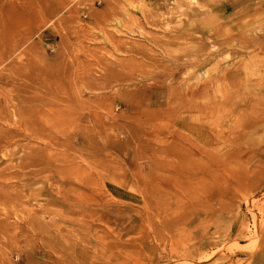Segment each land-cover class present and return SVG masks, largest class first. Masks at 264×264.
<instances>
[{
    "label": "rangeland",
    "instance_id": "1",
    "mask_svg": "<svg viewBox=\"0 0 264 264\" xmlns=\"http://www.w3.org/2000/svg\"><path fill=\"white\" fill-rule=\"evenodd\" d=\"M255 1L0 0V91L22 83L46 92V99L29 103L39 113L54 104L59 88L54 80L63 78L64 90L79 92L86 113L108 119L113 105L114 118L125 120L118 126L101 125L90 115L86 126L87 161L83 167L88 189L96 194L87 206L86 221L79 219L77 225L87 224L84 232L92 243L104 242L106 256L94 264H264V257L259 259L264 241L260 235L264 231V152L251 148L264 142V36L256 44L264 31V0L257 10ZM196 2L209 7L196 10ZM249 3L252 5L246 9ZM228 18L234 22L230 30L226 29ZM220 22L223 34L216 37L214 29ZM172 34L182 37L173 41ZM110 38L129 42L143 54L115 51ZM213 47L218 51L207 66L212 68L215 63L236 70L237 80L228 83L235 93L248 89L249 81L260 80L263 86L256 96L263 100L262 108L252 113L260 117L259 124L254 123L240 141V151L247 146V153L241 152L242 162L233 159L239 165L215 182L210 181L211 172L216 164L230 159L232 147L202 157L188 151L189 145L180 139L154 140L139 132L156 123L179 128L182 123L197 121L196 97L177 95L169 108L165 104L147 105L141 90L153 82L172 85L177 91L183 89V83L195 84L201 78L198 63L210 58ZM120 59L129 63L116 66L114 75H121L119 81H110L105 88L85 89L88 80L104 74L106 63ZM176 64L179 68L171 77L170 70ZM41 78L49 80L51 86L42 88ZM218 83L220 89L226 87L224 82ZM211 95L205 99L214 100ZM127 97L133 98V111L119 105ZM38 121L49 127L39 117ZM128 123L133 125V139L125 144L122 140ZM54 129L52 133L57 134ZM65 130L75 132L77 127L74 124ZM112 134L117 135L118 148L110 145ZM79 145L76 142L72 150L59 146L55 150L69 153L77 163ZM252 175L262 178L240 183ZM165 180L185 203L180 213L186 222L178 229L163 222L164 207L158 204L152 210L144 204L153 184ZM57 181L53 176L31 187L55 189ZM45 197L40 196L35 205H46ZM209 200L215 209L209 217L192 207ZM32 204L33 200L25 207ZM57 210L31 225L9 218L11 226L20 225L25 230L14 238L0 233V264H68L69 243L80 232L71 231L66 207ZM224 233L227 237H222Z\"/></svg>",
    "mask_w": 264,
    "mask_h": 264
},
{
    "label": "bare ground",
    "instance_id": "2",
    "mask_svg": "<svg viewBox=\"0 0 264 264\" xmlns=\"http://www.w3.org/2000/svg\"><path fill=\"white\" fill-rule=\"evenodd\" d=\"M254 3L257 5L255 8L257 10L262 5L263 0H256ZM250 5L252 4L249 3L246 9ZM193 7L196 10H202L207 9L209 6L203 2H196ZM222 11H225V9ZM180 23H182V20H179ZM226 23L227 30L233 28V19L228 18ZM223 30L222 22L218 23L214 29L216 37L221 36ZM261 30L262 28H260ZM263 33L264 31L259 33L256 44L261 42L264 36ZM181 37L182 34H172L170 40H178ZM110 40L115 51L143 54L140 48L129 42H122L119 38H110ZM148 40L157 44L152 38H148ZM213 48L214 51L209 52L210 58H203L198 63L201 78L195 84L183 83V89L177 91L172 85L163 87L164 83L153 82L141 90V92L144 91L147 105L165 104L169 108L172 99L177 95L189 98L196 97L198 100L195 107L197 121L195 123H182L179 125L180 129L164 126L163 123H156L153 127L139 131L141 134L144 132L150 134L154 140H166L169 137L171 140L180 139L185 141L189 145L188 151L196 152L202 157H209L213 152L222 148L232 147L233 151L230 159L216 164L212 170L211 182L217 181L218 176L229 174L230 170L239 165L233 159L243 161L241 152L243 151V154L246 155L248 147L246 146L240 151L241 138L246 135L254 123L259 124L258 118L260 117L252 113L260 111L263 104L262 99L258 100L256 98L259 92L263 90L260 80L256 83L249 81L247 83L248 89L235 93L236 91H233L228 83L237 80L236 70L232 67L222 68L215 63L212 68L210 67L211 69L208 68L207 65L212 61L214 52L218 51L217 47ZM128 63L129 61L121 59L114 63L113 61L106 63L104 74L98 78L92 77L91 80H88L85 89L105 88L112 81H119L121 75L117 77L114 75L117 70L116 66ZM178 68L179 64L171 68V77L176 75L175 72ZM18 69L20 71L19 67ZM39 80L43 84L42 88L45 89L51 86L49 80L44 78ZM54 82L59 87L55 91L58 92V96L54 99L56 101L52 106L46 105L44 110L39 113L33 111L29 103L46 99L48 97L46 92L34 88L30 89L22 83H15L0 91V94H2V97H0V233L10 238L24 233L25 228L20 225L11 226V223L8 222L9 218H20L25 224L31 225L33 222H40L43 215L53 214L58 211L57 208L66 207L68 209L67 216L71 221V231H75L77 234L80 232L79 237L76 236L69 243L70 259L68 264H94L96 259L106 256L107 249L103 246L104 242L102 245L99 239L92 243L87 232H84L87 224L77 225L79 219H82L83 222L86 221L89 214L87 206L93 200V195L96 194L93 190L88 189L87 173L83 167V163L87 161L84 154L88 138L86 126L91 121L90 115L93 116L94 121L101 125L110 123L118 126L119 122H125V120L114 118L113 105L110 106L108 119H103L93 113H86L85 101L79 98V92L73 91L71 94L66 89L64 90L63 78H55ZM129 82L133 85L132 78H129ZM218 82H224L226 87L223 90L220 89ZM256 89H258L257 93ZM210 94H213L211 98H214V100L208 101L205 98L209 97ZM119 105H125L133 111V98L127 97ZM38 117L49 127L39 125ZM175 121L178 122L179 119ZM74 124L77 127L75 132L65 130L66 127L70 128ZM127 125L129 130L122 140L125 144L133 139V125L131 123ZM51 127L55 128L58 133L53 134ZM111 138L109 139L110 145L118 148L117 135L112 134ZM26 139L27 142H23ZM43 139L47 142L45 145L40 141ZM76 142L80 144L78 148L79 162L77 163L69 153L55 150L57 146L72 150ZM251 148L254 152L263 154L264 142H259ZM167 152L169 154V151ZM218 171L221 173H216ZM53 176L58 177V185L55 189L52 186L49 188L31 187L33 184L48 180ZM259 178L262 177L252 175L247 181L241 180L240 183L242 185L251 184ZM9 179L16 181L10 183ZM204 181L209 180L204 179ZM167 183L166 180L164 183H154L149 195L144 200V204H146V208L152 210L154 207L157 208L158 204L164 207L166 210L162 215L163 222L170 229H178L186 222V218L180 213V209L185 208V203L177 189L169 187ZM90 191L93 192L92 195L89 194ZM42 195L46 196L44 199L46 205H35V201L39 200ZM24 198L26 199L24 200ZM31 200H33V204L31 207L26 208L25 204ZM212 201L209 200L208 203L198 202L192 207L202 212L204 216L209 217L215 210ZM222 207L226 209V205L222 204ZM1 215L3 216L1 217ZM183 218L185 219L183 220ZM222 235V237H227L228 234L224 233ZM260 235L264 236V231H261ZM111 246L113 247L112 244ZM262 250L259 259L264 257V241Z\"/></svg>",
    "mask_w": 264,
    "mask_h": 264
}]
</instances>
